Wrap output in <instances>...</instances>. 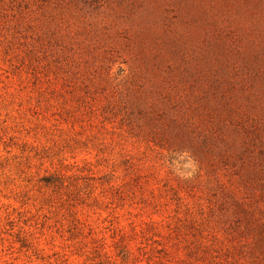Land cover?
<instances>
[{
  "label": "rangeland",
  "instance_id": "374dc122",
  "mask_svg": "<svg viewBox=\"0 0 264 264\" xmlns=\"http://www.w3.org/2000/svg\"><path fill=\"white\" fill-rule=\"evenodd\" d=\"M0 264H264V0H0Z\"/></svg>",
  "mask_w": 264,
  "mask_h": 264
}]
</instances>
